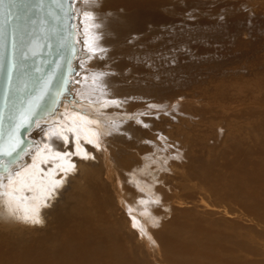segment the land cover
I'll use <instances>...</instances> for the list:
<instances>
[{
    "label": "bare ground",
    "instance_id": "obj_1",
    "mask_svg": "<svg viewBox=\"0 0 264 264\" xmlns=\"http://www.w3.org/2000/svg\"><path fill=\"white\" fill-rule=\"evenodd\" d=\"M148 1L145 5L143 0H74V11L78 13L75 14V35L79 51L73 70L78 69L77 63L85 70L75 78L73 71L68 93L55 113L36 122L27 134L31 146L20 161L5 174H0V244L9 245L5 251L0 246V264H123V257L119 259L108 254L119 252L116 245L113 250L111 248L118 240L112 233H116L119 224V240L124 244L127 235L136 236L157 264H221L213 253H206L195 231V235L187 229L170 232L160 228L161 231L152 232L148 228L159 218L157 221L154 216L142 219L149 214V206L145 195L147 188L141 183L138 172L147 168L149 161L144 160L163 166L162 161L148 151L165 150L170 144L163 143L160 137L158 142L159 134L155 132L168 135L174 128L176 131L181 128L174 127L169 118L162 116V111L152 113L160 114L158 120L144 119V127L130 122L127 114L131 115V111L134 112L131 108L135 106L153 104L155 99L171 95L165 84L163 87L160 83H149L150 76L141 67L145 66L143 62H152L153 66L157 63L160 67L165 63L162 52L178 42L189 44L185 40L189 38L187 33L176 28L183 27L188 19L180 20L179 0H172L176 1L173 4L170 0ZM188 1L184 4L187 5L185 11H193L194 0ZM198 25L197 22L196 26L200 27ZM168 27L173 31L169 33ZM152 36L155 39L152 40ZM184 48L188 54L194 51ZM188 54L180 58L181 65L184 64L177 67L180 75L194 70L186 65ZM165 68L163 65L161 70ZM71 90L73 102L70 101L72 95L68 96ZM123 97H131L135 102H128L127 108H122L119 100ZM148 98L154 101L148 102ZM137 100L142 103H136ZM175 111L179 114L180 110L176 108ZM184 117L191 116L183 113ZM147 124L149 129L145 128ZM92 187L93 195L87 197ZM130 190L137 194L134 200L127 198ZM106 192H110L108 197ZM111 197L117 198L115 207ZM105 205L109 207L106 211ZM99 207L103 216L98 215V220L92 221L91 214ZM115 211L120 213L117 215ZM103 217L109 221L98 232ZM37 229L44 230L45 234L29 240L19 238L20 232ZM105 243L110 245L111 251H106ZM156 244L163 248V253ZM35 246L40 249L36 250ZM126 263L129 262L125 259ZM225 264L234 263L227 261Z\"/></svg>",
    "mask_w": 264,
    "mask_h": 264
},
{
    "label": "rangeland",
    "instance_id": "obj_2",
    "mask_svg": "<svg viewBox=\"0 0 264 264\" xmlns=\"http://www.w3.org/2000/svg\"><path fill=\"white\" fill-rule=\"evenodd\" d=\"M176 1H172V4ZM148 2L143 0L145 5ZM186 2L189 1L179 0L181 13L178 12L180 20L188 19L182 24L183 27L179 25L176 28L187 33L189 38L185 40L189 44L178 42V45L162 52L164 70H173H161L163 65L159 67L156 63L153 66L149 61L143 62L145 66L141 65L150 76L149 83L165 84L171 95L162 100L155 99L161 103L148 98L147 101H154L153 104L135 106V109L131 108L134 111H131L132 116L130 112L127 114L130 122L144 127V119L158 120L160 114L152 113L162 111V116L169 118L173 126L181 128L179 131L175 128L174 131H166L170 139L168 135L155 132L159 134L158 142L162 138L163 143L170 144L168 149L161 144L165 150L148 151L152 157L159 158L163 166L144 160L149 161L147 168L138 172L141 183L144 182L147 188L145 195L148 196L146 203L149 206V214L142 219L154 216L157 221L159 218L154 226L148 228L152 232L163 229L170 232L188 230L189 233L193 231V235L196 232L195 236L206 247V253H213L221 264L227 261L234 264H264V0H194L193 11H185ZM197 22L200 27L196 26ZM167 30L169 33L173 31L169 27ZM195 33L203 34L197 38ZM182 46L194 50V54H188ZM183 54H188L183 58L190 57L186 65L194 70L180 75L177 67L184 66L180 62ZM77 65L74 78L85 70L79 68L80 63ZM211 65L215 67L211 68ZM161 80H164L163 83ZM68 96L73 102L72 90ZM119 101L122 108H127L128 102H135L131 97H123ZM136 103L142 102L137 100ZM175 103L178 107H174ZM176 108L180 110L179 114ZM142 109L148 110L145 112ZM183 113L191 117L183 119ZM149 126L147 124L145 128L149 129ZM93 192L94 187L86 196H92ZM108 193H105L106 197ZM129 194L127 198L131 200L137 196L131 190ZM111 198L112 204L116 205L117 198ZM105 207L104 211L109 209L107 205ZM97 211L95 209L91 214L92 221H97L98 215L103 216L101 207ZM118 212L115 211L117 215ZM100 220L103 223L101 228H97L98 232L109 221L107 217ZM37 230L20 232L19 238L29 240L45 234L44 230ZM115 230L116 233L112 235L118 240L111 244V248L113 250L116 245L115 249L118 248L120 253L113 251L108 254L123 257V264L125 259L129 262L126 264H157L136 236L127 235L123 244L119 238L120 224L119 229ZM156 245L163 253V248ZM0 246L5 251L9 245L1 243ZM103 247L111 251L109 244ZM35 249L40 247L35 246Z\"/></svg>",
    "mask_w": 264,
    "mask_h": 264
},
{
    "label": "water",
    "instance_id": "obj_3",
    "mask_svg": "<svg viewBox=\"0 0 264 264\" xmlns=\"http://www.w3.org/2000/svg\"><path fill=\"white\" fill-rule=\"evenodd\" d=\"M74 0H5L0 14V174L31 146L27 134L68 93L78 54ZM14 68L9 73V64ZM17 141L19 144L17 146Z\"/></svg>",
    "mask_w": 264,
    "mask_h": 264
},
{
    "label": "snow or ice",
    "instance_id": "obj_4",
    "mask_svg": "<svg viewBox=\"0 0 264 264\" xmlns=\"http://www.w3.org/2000/svg\"><path fill=\"white\" fill-rule=\"evenodd\" d=\"M5 3V0H0V14H2V5ZM14 68L13 64H9V73H11L12 69ZM19 144V141H17V146ZM12 155V151H5L2 148H0V156H11ZM57 155H61V153H57ZM63 155H67V153H63ZM0 167H6L5 165H3L2 162H0ZM59 182H57L58 184ZM34 222L38 223V220H35Z\"/></svg>",
    "mask_w": 264,
    "mask_h": 264
}]
</instances>
